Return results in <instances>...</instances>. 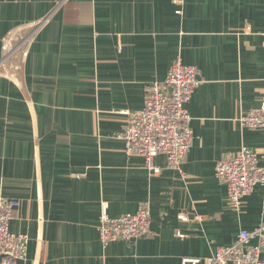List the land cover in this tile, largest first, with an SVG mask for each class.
<instances>
[{"label":"crops","instance_id":"1","mask_svg":"<svg viewBox=\"0 0 264 264\" xmlns=\"http://www.w3.org/2000/svg\"><path fill=\"white\" fill-rule=\"evenodd\" d=\"M177 58L201 80L193 142L180 168L160 154L153 174L118 134ZM263 96L264 0H0V202H18L23 264H182L263 225L264 186L236 211L216 176L243 148L264 165V130L236 120ZM104 204L112 218L147 204L151 234L103 245Z\"/></svg>","mask_w":264,"mask_h":264},{"label":"built area","instance_id":"2","mask_svg":"<svg viewBox=\"0 0 264 264\" xmlns=\"http://www.w3.org/2000/svg\"><path fill=\"white\" fill-rule=\"evenodd\" d=\"M200 83L197 66L186 65L177 58L163 81L150 84L143 108L128 112L127 123L118 137L125 141L127 153L142 156L153 174L161 172L155 162L160 154L167 157L168 166L172 168H180L186 161L193 142L187 105ZM236 120L246 128L264 130V96L258 108ZM216 176L227 185L230 203L239 211L244 198L256 186H264V165L257 152L243 148L233 157L217 162ZM17 203L16 200L0 202V264H23L27 257L29 236L13 233L10 229ZM179 217L189 220L188 215ZM98 231L105 246L119 239L134 241L148 236L152 232L149 206L141 204L134 213L112 218L104 204ZM263 251L264 224L251 231L242 229L233 244L220 247L212 256L185 257L182 264H264Z\"/></svg>","mask_w":264,"mask_h":264},{"label":"water","instance_id":"3","mask_svg":"<svg viewBox=\"0 0 264 264\" xmlns=\"http://www.w3.org/2000/svg\"><path fill=\"white\" fill-rule=\"evenodd\" d=\"M33 28H27V29H24L21 31L23 37H27L30 32L32 31ZM21 42V38L19 35H16L14 37H12L11 41H10V44L11 45H16V46H19ZM23 54H24V49L21 48V49H18L11 57V61L7 62L6 63V66L8 68H10L12 71H15V65H20L21 64V59L23 57ZM170 92H172V89H170Z\"/></svg>","mask_w":264,"mask_h":264},{"label":"rangeland","instance_id":"4","mask_svg":"<svg viewBox=\"0 0 264 264\" xmlns=\"http://www.w3.org/2000/svg\"><path fill=\"white\" fill-rule=\"evenodd\" d=\"M11 39H12V38H11ZM11 39H10V41H11ZM13 46H15V45H13ZM18 48H19V49L23 48V47H22V43H21V42H20V44H19ZM17 50H18V49H16L15 51H17ZM15 51L13 52V54L15 53ZM13 54H12V55H13ZM10 57H11V56H10Z\"/></svg>","mask_w":264,"mask_h":264}]
</instances>
